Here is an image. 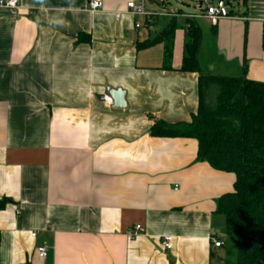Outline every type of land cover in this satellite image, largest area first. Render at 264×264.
Returning <instances> with one entry per match:
<instances>
[{
  "label": "crops",
  "instance_id": "crops-1",
  "mask_svg": "<svg viewBox=\"0 0 264 264\" xmlns=\"http://www.w3.org/2000/svg\"><path fill=\"white\" fill-rule=\"evenodd\" d=\"M129 1L0 8V264H226L215 211L235 174L198 160L196 139L154 126L198 111L200 73L181 70L189 21L202 30L203 74L264 82V0H234L215 23H180L179 9L149 27ZM133 1L158 13L170 2ZM173 22L171 55L166 40L138 48ZM111 89L125 108L102 101Z\"/></svg>",
  "mask_w": 264,
  "mask_h": 264
},
{
  "label": "trees",
  "instance_id": "trees-1",
  "mask_svg": "<svg viewBox=\"0 0 264 264\" xmlns=\"http://www.w3.org/2000/svg\"><path fill=\"white\" fill-rule=\"evenodd\" d=\"M178 26L171 23L156 39L139 42L138 48L166 40L171 55ZM185 28L181 70L200 73L198 111L188 123L158 121L154 133L196 139L198 160L235 174L234 191L218 199L215 211L232 237L226 264H264V82L203 74L198 60L202 30L194 20Z\"/></svg>",
  "mask_w": 264,
  "mask_h": 264
},
{
  "label": "built area",
  "instance_id": "built-area-1",
  "mask_svg": "<svg viewBox=\"0 0 264 264\" xmlns=\"http://www.w3.org/2000/svg\"><path fill=\"white\" fill-rule=\"evenodd\" d=\"M155 1H159L163 5H165L168 2V0H155ZM103 5H104V0H87L85 7L89 9L90 11L95 12V11L101 10ZM22 6H23V0H0V8H7V9L15 10V9H20ZM226 6H227L226 0H219L217 6L209 5L205 13H203L200 16L207 17L211 19L213 23H215L220 18L222 11L226 8ZM127 9L129 13H132L134 15L145 16L148 20L145 26H148V27L150 26L152 22V18L155 15H162V14L177 15V13L168 12L167 10H163V12H160V13L153 12V11H147L143 2H137L133 0L127 3ZM121 15H122L121 12L117 13L116 18L120 19ZM140 26H141V23H136V27L139 28ZM101 99L108 105L114 104L113 98L108 93L101 95ZM141 231H142L141 225H137L135 227V230L130 232L129 236L133 238L137 236L138 234H140ZM32 236L35 237L36 233L35 232L32 233ZM172 241H173V237L171 235H166L163 237L162 245L164 246L165 249H168V250L172 249L173 247ZM213 242H214L215 247H223L225 245V242L220 239H213ZM37 250H38V254L40 257L46 258L48 256L49 249L46 244L40 245Z\"/></svg>",
  "mask_w": 264,
  "mask_h": 264
},
{
  "label": "rangeland",
  "instance_id": "rangeland-1",
  "mask_svg": "<svg viewBox=\"0 0 264 264\" xmlns=\"http://www.w3.org/2000/svg\"><path fill=\"white\" fill-rule=\"evenodd\" d=\"M201 1H202V6H201V8H199L198 5ZM229 1H231V3L226 6L227 10H230L232 8V6L235 4L234 0H229ZM218 2H219V0H170L167 7L160 6V9H162V11L163 10H167V11L169 10V12L178 11L179 9H181L183 11V16H181L179 19L180 23L184 22L185 15H190L191 18L195 17L199 22L202 23L203 19H201V18H203V17H201L200 15L205 13V11L209 5L217 6ZM155 7L159 8L158 5H156ZM170 17L171 16L166 17V18H161L160 22L164 21L166 23L169 21V19H171ZM220 237L226 238V240L228 241V246L225 248L226 254H227V251L232 249V246H233L232 237L228 234L220 235Z\"/></svg>",
  "mask_w": 264,
  "mask_h": 264
},
{
  "label": "water",
  "instance_id": "water-1",
  "mask_svg": "<svg viewBox=\"0 0 264 264\" xmlns=\"http://www.w3.org/2000/svg\"><path fill=\"white\" fill-rule=\"evenodd\" d=\"M201 6H202V1L199 3L198 7L201 8ZM223 14L225 13L223 12ZM109 94L113 98L114 108L123 109L126 107L125 92L122 89H111L109 91ZM217 231L222 235H226L228 233L227 228H221L218 229Z\"/></svg>",
  "mask_w": 264,
  "mask_h": 264
}]
</instances>
